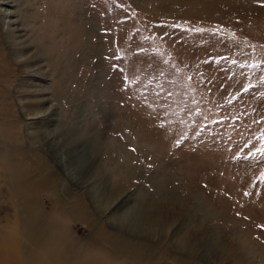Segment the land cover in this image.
<instances>
[{"label":"rangeland","instance_id":"374dc122","mask_svg":"<svg viewBox=\"0 0 264 264\" xmlns=\"http://www.w3.org/2000/svg\"><path fill=\"white\" fill-rule=\"evenodd\" d=\"M9 2L0 264H264V0Z\"/></svg>","mask_w":264,"mask_h":264},{"label":"bare ground","instance_id":"6f19581e","mask_svg":"<svg viewBox=\"0 0 264 264\" xmlns=\"http://www.w3.org/2000/svg\"><path fill=\"white\" fill-rule=\"evenodd\" d=\"M10 1V0H9ZM8 0H0V4H1V7H0V15L2 17H9L11 16L12 12L13 11H10L7 9V5L8 3H10ZM11 18V17H10ZM8 20V19H7ZM10 20L7 21V24H9ZM6 25V24H5ZM6 28V27H5ZM6 31H9L8 28ZM24 61V60H23ZM27 61V60H26ZM65 151V150H64ZM71 151L69 152V154L67 155V160L69 161V165H70V168H71V171L75 172L76 174L74 175L75 178H78V177H83V176H86L85 173H82V172H79V171H82L83 169L85 171H89V167H87V162L83 161L82 159V155L79 156V154H70ZM84 163L83 165L81 163ZM79 172V175L77 174ZM85 174V175H84ZM73 175V174H72ZM73 180V179H71ZM99 191V190H98ZM136 223V222H135ZM54 224V223H53ZM47 229V228H46ZM54 244V243H53ZM41 252L43 254V252H45V248L42 246L41 247Z\"/></svg>","mask_w":264,"mask_h":264},{"label":"snow or ice","instance_id":"6c2138e0","mask_svg":"<svg viewBox=\"0 0 264 264\" xmlns=\"http://www.w3.org/2000/svg\"><path fill=\"white\" fill-rule=\"evenodd\" d=\"M257 151H259V152H264V148H262V149H257Z\"/></svg>","mask_w":264,"mask_h":264}]
</instances>
